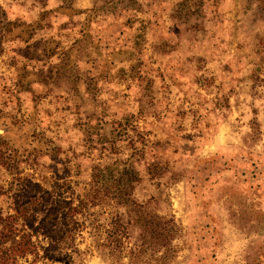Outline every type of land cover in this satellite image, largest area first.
I'll return each mask as SVG.
<instances>
[{"label":"rangeland","instance_id":"rangeland-1","mask_svg":"<svg viewBox=\"0 0 264 264\" xmlns=\"http://www.w3.org/2000/svg\"><path fill=\"white\" fill-rule=\"evenodd\" d=\"M35 184L85 199L52 264H264V0H0L2 213Z\"/></svg>","mask_w":264,"mask_h":264},{"label":"trees","instance_id":"trees-1","mask_svg":"<svg viewBox=\"0 0 264 264\" xmlns=\"http://www.w3.org/2000/svg\"><path fill=\"white\" fill-rule=\"evenodd\" d=\"M101 176L102 174L92 173L89 185L98 182L97 179L101 180ZM134 180H136V174L133 170L123 169L120 176L113 182L116 186L113 198L118 205H126ZM101 181L104 190H107L108 182ZM34 186L36 190L32 194L26 191L27 196L24 199L21 198V194L14 195L12 212L3 214L0 208V264H16L19 257L28 255L33 257L32 262L41 259L43 264H52L59 257L55 253L61 248L70 246V243L67 244L65 241L73 237L71 231L75 229L76 221H71L72 215L77 213L76 209L85 199L79 200V205H74L71 200H54L47 191L36 184ZM85 197L93 201V204L107 199L99 197L96 190L92 198L89 197V193ZM119 222L118 219L113 222L116 229L123 228ZM58 223L64 227V230L61 235L55 236L51 234V230ZM39 235L47 238V245L43 246L40 241L34 239ZM120 236L115 233L112 243L117 244ZM62 245L65 246L62 247ZM40 250H43L42 255L39 254Z\"/></svg>","mask_w":264,"mask_h":264}]
</instances>
